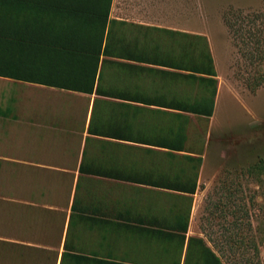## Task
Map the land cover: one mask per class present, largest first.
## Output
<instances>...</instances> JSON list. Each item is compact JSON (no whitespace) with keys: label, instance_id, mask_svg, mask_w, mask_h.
<instances>
[{"label":"crops","instance_id":"1","mask_svg":"<svg viewBox=\"0 0 264 264\" xmlns=\"http://www.w3.org/2000/svg\"><path fill=\"white\" fill-rule=\"evenodd\" d=\"M205 7L0 0V264H224L233 50Z\"/></svg>","mask_w":264,"mask_h":264},{"label":"rangeland","instance_id":"2","mask_svg":"<svg viewBox=\"0 0 264 264\" xmlns=\"http://www.w3.org/2000/svg\"><path fill=\"white\" fill-rule=\"evenodd\" d=\"M208 13L221 17L227 28L231 44V90L235 100L229 97V105L217 111V118L228 123V131L237 139L240 159L238 234L232 249L224 245V264H264V248L256 254L252 249L239 248V226L242 236L259 241L263 235L256 232L264 223L262 191L253 176L244 175V169L264 157V0H202ZM228 26V27H227ZM247 32H249L247 35ZM224 104V103H222ZM244 110H243V109ZM231 126V127H230ZM231 136V135H230ZM215 140V137L213 138ZM236 222H234V234ZM237 227V226H236ZM264 230V226H263Z\"/></svg>","mask_w":264,"mask_h":264},{"label":"trees","instance_id":"3","mask_svg":"<svg viewBox=\"0 0 264 264\" xmlns=\"http://www.w3.org/2000/svg\"><path fill=\"white\" fill-rule=\"evenodd\" d=\"M228 27V26H227ZM249 32H247V35ZM210 63V60H209ZM209 75H213L212 70L210 69ZM213 83V81H212ZM206 116L211 115V108H209L205 114ZM244 175L246 176H253L256 179V185L258 188L261 189L262 194L261 196L263 197L264 200V157L263 158H258L255 162L252 164L248 165L244 171ZM264 223L261 224L260 226H257L256 232L263 235V239L259 241H254L253 239H247L246 237L242 236V230L245 229L248 232L251 230V226L249 223H247V226H239V240L237 241V246L239 248H242L243 246L248 247L252 249L256 254L258 253V248L262 246L264 248V230H263ZM236 229V226H235ZM234 237L236 238V232L234 234ZM227 249H232L234 245L236 244V241L233 240H228L226 243Z\"/></svg>","mask_w":264,"mask_h":264}]
</instances>
